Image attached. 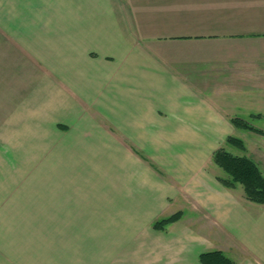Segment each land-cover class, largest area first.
Segmentation results:
<instances>
[{
    "label": "crops",
    "instance_id": "1",
    "mask_svg": "<svg viewBox=\"0 0 264 264\" xmlns=\"http://www.w3.org/2000/svg\"><path fill=\"white\" fill-rule=\"evenodd\" d=\"M240 120L264 121V0H0L1 157L25 145L37 159L42 146L52 170L61 157L63 195L71 190L78 211L86 194L94 205L105 198L119 234L136 227L126 239L138 238L140 256L143 243L162 241L149 225L169 215V199L181 203L180 186L197 201L215 193L194 189L198 163ZM47 186L53 207L58 190ZM172 227L166 241L183 239Z\"/></svg>",
    "mask_w": 264,
    "mask_h": 264
},
{
    "label": "rangeland",
    "instance_id": "2",
    "mask_svg": "<svg viewBox=\"0 0 264 264\" xmlns=\"http://www.w3.org/2000/svg\"><path fill=\"white\" fill-rule=\"evenodd\" d=\"M254 125L262 134L245 130L229 134L242 141L244 151L224 140L213 153L221 148L233 156L247 157L258 166L264 177V121ZM7 147L13 153L15 148L19 150L14 153L15 157L11 154L10 159L9 156L1 157L0 151V264H116L118 260L130 261L131 264H201V254L215 251L236 264H264V205L247 200L242 185L237 183L228 188L221 183L229 177L215 165L213 153L207 161L198 163L200 170L194 189L199 188V193L201 188L213 185L215 193L200 192L197 201L196 195L193 198L186 194L188 185L180 186L179 190L183 189L181 203L169 199V205H173L169 215L157 216L149 225L153 235L163 238L162 241L159 239L162 244L154 240L143 243L148 253L140 256L138 238L130 242L126 239L129 229L136 227H123L119 234L115 227V209L107 208L105 198L101 197L102 203L94 205L93 194H86L90 197L85 200V207L78 211L73 207L76 202L71 200V190L63 195L60 174L64 163L61 157L52 158V170L50 163L45 161L44 147L37 146V159H34L36 155L31 146ZM141 157L148 168L157 172L159 180L177 189L179 185L175 179L157 162ZM100 164L98 173L108 172V163ZM51 170L54 171L53 180L48 176ZM85 182L94 185L93 178L84 179L81 185ZM48 183L54 184L55 191L58 190L54 194L53 207L47 202ZM230 200L233 205L223 209V204ZM176 213L181 214L177 222L161 230L154 228L155 224ZM252 221L258 225L254 227ZM229 224L236 229L227 230ZM174 225L183 229V239L166 241ZM188 229L200 233L199 246H194L195 242L189 240ZM257 243L260 247L256 256ZM163 244L173 251L162 250L160 245ZM175 251L183 252L184 257L171 256L170 253Z\"/></svg>",
    "mask_w": 264,
    "mask_h": 264
},
{
    "label": "trees",
    "instance_id": "3",
    "mask_svg": "<svg viewBox=\"0 0 264 264\" xmlns=\"http://www.w3.org/2000/svg\"><path fill=\"white\" fill-rule=\"evenodd\" d=\"M237 127L240 130L262 134L257 129L252 128L247 122L241 120L239 124L237 123ZM225 143L240 150H245L242 141L232 136H228L225 139ZM213 162L229 177L228 180H221L224 186L229 188L238 183L242 185L247 200L264 205V177L258 166L251 159L233 156L220 148L213 153ZM180 217L181 214L176 213L155 224L154 228L161 230L164 226L177 222ZM199 261L201 264H236L219 251L201 254Z\"/></svg>",
    "mask_w": 264,
    "mask_h": 264
}]
</instances>
